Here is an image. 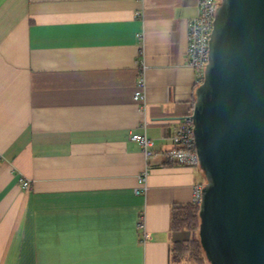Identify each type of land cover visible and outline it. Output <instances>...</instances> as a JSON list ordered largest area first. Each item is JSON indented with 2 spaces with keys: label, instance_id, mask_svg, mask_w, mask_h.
I'll use <instances>...</instances> for the list:
<instances>
[{
  "label": "crops",
  "instance_id": "crops-1",
  "mask_svg": "<svg viewBox=\"0 0 264 264\" xmlns=\"http://www.w3.org/2000/svg\"><path fill=\"white\" fill-rule=\"evenodd\" d=\"M197 13L198 0H0V264L184 263L171 249L191 232L171 215L201 173L148 161L130 137L174 148L201 79L187 61Z\"/></svg>",
  "mask_w": 264,
  "mask_h": 264
},
{
  "label": "water",
  "instance_id": "water-1",
  "mask_svg": "<svg viewBox=\"0 0 264 264\" xmlns=\"http://www.w3.org/2000/svg\"><path fill=\"white\" fill-rule=\"evenodd\" d=\"M190 118L208 263L264 264V0H218Z\"/></svg>",
  "mask_w": 264,
  "mask_h": 264
},
{
  "label": "built area",
  "instance_id": "built-area-1",
  "mask_svg": "<svg viewBox=\"0 0 264 264\" xmlns=\"http://www.w3.org/2000/svg\"><path fill=\"white\" fill-rule=\"evenodd\" d=\"M217 3L218 0H198L197 16L188 23L187 61L190 66L199 71L201 78L203 77L204 67L209 59V42L213 30ZM136 16L142 17L143 13L139 11L136 13ZM139 54L140 56L143 55V48H141ZM137 63L140 68L133 99L135 102L145 105L147 89L145 64L142 59H138ZM190 115L178 122L172 134L174 148L170 150L163 152L156 151L154 149L153 140L148 136L146 131L133 133L130 140L136 142L140 146L148 161L160 153L170 164L183 165L191 168L197 167L198 155L193 137V124ZM140 127L146 129L147 122L142 123ZM148 174L149 169L147 168L138 177V187L135 189L137 194L147 191L146 182ZM22 183L25 188L30 186L29 181L23 180ZM202 187L203 183L194 186V203L199 204L201 202ZM138 227L140 229H144L145 227L142 216H140L138 221ZM144 237H146V235Z\"/></svg>",
  "mask_w": 264,
  "mask_h": 264
},
{
  "label": "trees",
  "instance_id": "trees-1",
  "mask_svg": "<svg viewBox=\"0 0 264 264\" xmlns=\"http://www.w3.org/2000/svg\"><path fill=\"white\" fill-rule=\"evenodd\" d=\"M202 78L199 80V82ZM199 84V83H198ZM199 204L192 202L191 204L175 207L171 215V229L174 231H190L196 234L195 237L179 241L172 246V258L181 261L184 256H189L194 262L199 264H209L199 237Z\"/></svg>",
  "mask_w": 264,
  "mask_h": 264
},
{
  "label": "rangeland",
  "instance_id": "rangeland-1",
  "mask_svg": "<svg viewBox=\"0 0 264 264\" xmlns=\"http://www.w3.org/2000/svg\"><path fill=\"white\" fill-rule=\"evenodd\" d=\"M200 173H201V177H202V182H204L205 177H204V175L202 174V172H200ZM183 231H185V230H183ZM195 235H196V234H193V233L191 232V237H192V238L195 237ZM182 260L184 261L183 264H199L198 262H194L189 256H184V258H182ZM182 260H181V261H182ZM205 264H207V263H205Z\"/></svg>",
  "mask_w": 264,
  "mask_h": 264
}]
</instances>
